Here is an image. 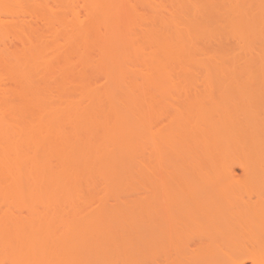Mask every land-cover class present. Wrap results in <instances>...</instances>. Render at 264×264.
Wrapping results in <instances>:
<instances>
[{"label": "bare ground", "instance_id": "obj_1", "mask_svg": "<svg viewBox=\"0 0 264 264\" xmlns=\"http://www.w3.org/2000/svg\"><path fill=\"white\" fill-rule=\"evenodd\" d=\"M48 1L0 0V43L22 46L0 44V211L33 216L0 228V264H264V0H56L72 18L53 42ZM164 86L226 113L199 127L207 167L163 171L148 108Z\"/></svg>", "mask_w": 264, "mask_h": 264}, {"label": "rangeland", "instance_id": "obj_2", "mask_svg": "<svg viewBox=\"0 0 264 264\" xmlns=\"http://www.w3.org/2000/svg\"><path fill=\"white\" fill-rule=\"evenodd\" d=\"M51 2H49L48 1V6L50 7L49 8V10L51 9V11H55V12H52L53 14L54 13H57L56 12V10L57 9H60L59 7H58V1L56 2V0H50ZM56 3H55V2ZM74 2L75 1V3L74 4H77V5H75L74 6V9L76 10V6H78V3H76L77 1L76 0H67V1H65V4H69L70 3V5H68V6H66V8L67 9H69V11H70V6L71 7H73V4L71 5V2ZM72 2V3H73ZM46 3H47V0H46ZM59 4H61L60 2H59ZM48 6H47V8H48ZM139 6V5H138ZM137 6V7H138ZM61 10H58V13L57 14H54V16H53V18H55V20H54V23L52 24V25H48V26H45L44 24H41V23H37L36 25H37V27H38V30L43 34V36H44V38H45V40L46 41H52L53 39H54V35H53V32H54V29H58L59 27H60V23L56 20V19H59V17L60 18H62L63 17V15L66 17L65 18V21L67 22H69V20H67L68 18H69V16L71 15V14H68V10L65 12V10H66V8H65V10H64V5H63V3H62V5H61ZM79 7V6H78ZM46 8V9H47ZM140 8V6L138 7V9ZM141 8H143V7H141ZM141 8H140V12H143L142 10H141ZM72 9V8H71ZM73 9V10H74ZM48 10V9H47ZM79 10V9H78ZM64 11V12H63ZM48 12V14H51V16H52V13L51 12H49V11H47ZM60 12V13H59ZM67 13L68 15H65V14H63V13ZM71 12V11H70ZM69 12V13H70ZM145 12H147L146 11V9H145ZM3 14H1V16H2ZM3 16H5V15H3ZM2 16V19H0V20H3V18H4V20L6 21V19H9V18H6L5 19V17H3ZM67 16H68V18H67ZM71 18H72V16H70ZM64 18V17H63ZM71 18H69V19H71ZM64 20V19H63ZM2 22V21H1ZM7 22V21H6ZM65 22V23H66ZM67 22V23H68ZM3 23V22H2ZM66 23V24H67ZM53 26H54V29H53ZM60 29V28H59ZM5 33H7V32H5ZM5 33H3V38L4 39H2V41L4 42V40H5V43H0V44H3V45H0V46H3L4 47V49H8L9 51L8 52H18L19 50H21V48H22V46L20 45V42L19 41H17V39L15 40V37L12 35V33L11 32H8V37H4V34ZM1 35V34H0ZM6 36H7V34H6ZM57 39V38H56ZM1 41V40H0ZM16 41V42H15ZM55 41V40H54ZM57 41L59 42H63L62 41V38H58L57 39ZM53 42V41H52ZM52 42H50V43H52ZM20 46V47H19ZM3 47H0V48H3ZM2 51V50H1ZM7 50H5V51H3V52H6ZM50 55V54H49ZM73 57V56H72ZM71 59V58H70ZM73 59V61H74V59L75 58H72ZM227 90H225L224 91V89L221 91H217L216 93L217 94H215L214 96H216V97H222V98H220L221 100L223 99V100H225V99H232L233 98V93H235L234 91L232 92H226ZM229 91V90H228ZM225 92V93H224ZM157 94V98H156V100H157V103H154V104H151L150 106H149V108H148V120H149V128H151L152 130H150V133L151 132H155V134L157 135V137L156 138H161L159 141H158V146H159V148L158 149H160L159 151H160V155H161V157L160 158H163L162 160H161V165L163 164V166H162V169H163V171L164 170H166V169H170V168H191L192 170L193 169H196V167H192L191 165H193L195 162H194V158L192 157V156H194V154L196 155L197 153L198 154H202V152L203 153H205V154H207V152H208V150H207V148H206V145L205 144H207V142H208V140H210L211 139V137H210V135L208 134V136L206 135L207 134V132L206 131H208L210 128H208V130H207V126L205 127V122H203L204 121V119L206 120V119H208L209 117H212V120L214 121V120H216V119H218V120H216V125H215V128L214 129H220V127H218L219 125V123H221V120H223V119H219V118H222V117H220L222 114H224V116L226 115V113L222 110V114L220 113L221 112V110H218L217 111V113L214 115V113H212V114H210L211 112H209V113H207L208 111H199V110H192L191 109V111H189L190 109H188L187 111H186V108L185 107H183V109H182V107L180 106V104H178V106L176 105V103H179V99H182L183 100V98H190V99H192V98H195V97H206V96H209L211 93L210 92H208V91H206V90H204L203 89V87H199V89H197V90H194L193 89V87H177V88H171V87H169V86H164V88H162L159 92H157L156 93ZM214 94V93H213ZM219 94V95H218ZM260 94V93H259ZM233 95V96H232ZM239 95V94H238ZM237 95V96H238ZM261 95V94H260ZM263 95V94H262ZM229 96V97H228ZM231 96V97H230ZM237 96L235 97L234 96V98L236 99L237 98ZM241 96V95H240ZM244 97H248V96H246L245 94L243 95ZM215 97V98H216ZM224 97V98H223ZM226 97V98H225ZM233 98V99H234ZM227 99V100H228ZM219 100V99H218ZM176 102V103H175ZM174 104H175V106L176 107H174ZM177 107L179 108V110L177 109ZM183 111H182V110ZM185 109V110H184ZM179 111H182L181 113L179 112ZM186 111V112H185ZM216 111V110H215ZM184 112V113H183ZM206 112V113H205ZM214 112V111H213ZM260 113H261V111H259ZM236 113H238V114H236ZM209 114V115H208ZM236 114V116H238V115H240V114H242V113H240V112H235L234 113V115ZM243 114L245 115V113L243 112ZM262 114H264V112H262ZM206 115V116H205ZM207 115H208V117H207ZM212 115V116H211ZM216 116L215 118L216 119H214L213 117L214 116ZM203 116V117H202ZM205 116V117H204ZM223 116V115H222ZM223 116V117H224ZM260 116V118H263V115L261 116V114L259 115ZM181 117H183V119L181 118ZM201 117V118H200ZM207 117V118H206ZM217 117H219V118H217ZM175 119V118H178L179 120H183V122L185 123V121L186 120H188V121H186L187 123H191L190 125L191 126H193L191 129H190V127H188V130L190 129V134H195V136L192 138V136L193 135H188L187 134V138H185V140H184V137L182 138V135H180L181 136V138H176L177 136L175 135V137L173 138L171 135L173 134V136H174V133L176 134V132H178L177 130H180V128L178 129V127H180V126H178V125H181L180 124V121L177 119V123H176V121L174 120L173 121V119ZM181 118V119H180ZM184 118H186V119H184ZM203 118V119H202ZM259 118V119H260ZM194 120V122H193V120ZM197 119V122L195 121ZM202 119V120H201ZM171 120H172V122H171ZM185 120V121H184ZM199 120V121H198ZM220 120V121H219ZM261 120V119H260ZM174 122V123H173ZM182 122V121H181ZM174 125H173V124ZM202 123V124H201ZM177 124V125H176ZM183 124V123H182ZM193 124H196V126L195 125H193ZM263 124L264 123H262V127H263ZM173 125V127H171V126ZM184 125H187L188 126V124H184ZM201 125V126H200ZM202 125H203V127H202ZM218 125V126H217ZM184 126H182V128H183ZM196 127H198L197 128V130L199 131L198 133L201 135V133L202 132H200V130L201 129H206V131H205V137H204V131L203 130H201V131H203V133H202V135L200 136L198 133H195V131H193L192 129H196ZM199 127H201V129L199 130ZM173 129V130H171V129ZM181 128V129H182ZM264 128V127H263ZM184 129V128H183ZM187 130V129H186ZM191 130L193 131V133H191ZM220 130H222V128L220 129ZM219 130V131H220ZM176 131V132H175ZM185 131V130H184ZM180 132H183V130H181V131H179V133ZM186 132V131H185ZM184 132V133H185ZM188 132V131H187ZM222 132V131H221ZM171 133V134H170ZM179 133H177L178 134V136H179ZM184 133H182V134H184ZM263 133V134H262ZM152 134V133H151ZM154 134V133H153ZM152 134V135H153ZM154 134V135H155ZM181 134V133H180ZM200 136H198V135ZM221 133H218L217 135V137H219V138H224V136L221 134V136H219ZM232 134H234V135H236V133L235 132H232ZM257 134L259 135V137H257L258 135H252L254 138H264V131L262 130V132L261 133H259V132H257ZM262 134V135H261ZM159 135V136H158ZM185 135V134H184ZM224 135L226 136L225 138H228L229 136H228V134L224 131ZM189 136V137H188ZM203 136V138H201ZM228 136V137H227ZM248 135H246V137L245 138H252V137H250V135H249V137H247ZM186 137V136H185ZM216 137V138H217ZM231 137H232V135H231ZM234 138L235 137H238L237 135L236 136H233ZM243 137V136H242ZM171 138H173L172 140H171ZM184 141H183V140ZM208 139V140H207ZM203 140H205V141H203ZM174 141V142H173ZM169 142H171V143H173V144H171V147L169 146ZM173 145V146H172ZM200 151V152H199ZM194 153V154H193ZM193 154V155H192ZM189 156H191V158L189 157ZM180 158H181V160H180ZM188 158H190V159H192L193 161H189L188 160ZM196 160V159H195ZM163 161V162H162ZM192 162H194L193 164H191ZM200 162L202 163V161H200V160H198L197 159V165L196 164H194L195 166H203V168H204V166L205 167H207V163L205 164V163H202V165L200 164ZM205 164V165H204ZM180 165H182V167L180 166ZM174 166V167H173ZM176 166V167H175ZM190 166V167H189ZM185 168V169H186ZM199 168H201V167H199ZM198 170V169H197ZM235 174L236 175H241L242 174V172H241V170H239V168H235ZM138 197H140V196H135V195H133V196H131V198L132 199H136V198H138ZM252 199L254 200L255 199V196L254 197H252ZM3 211V209L0 211V228H6V227H8L9 226V228H10V230H11V227L12 228H14V229H18V227H21V226H27V225H29V223H31L32 221H33V216L29 213V212H27V211H22V212H13V213H3L2 212ZM156 215V214H155ZM13 230V229H12ZM183 239V238H182ZM184 240L185 239H183L182 241V244H184ZM188 240V239H187ZM180 241V240H179ZM181 242V241H180ZM179 242V243H180ZM186 242V241H185ZM179 243H178V245H179ZM181 244V245H182ZM178 247H180V246H178ZM182 247V246H181ZM0 260H2V259H0ZM2 261H0V263H1ZM4 264V263H3ZM6 264V263H5Z\"/></svg>", "mask_w": 264, "mask_h": 264}]
</instances>
